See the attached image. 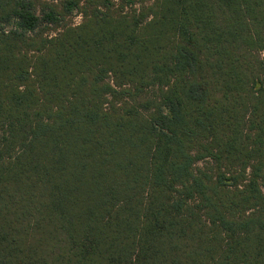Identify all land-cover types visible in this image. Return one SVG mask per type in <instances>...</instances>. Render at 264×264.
Wrapping results in <instances>:
<instances>
[{"label": "trees", "instance_id": "trees-1", "mask_svg": "<svg viewBox=\"0 0 264 264\" xmlns=\"http://www.w3.org/2000/svg\"><path fill=\"white\" fill-rule=\"evenodd\" d=\"M0 264H264V0H0Z\"/></svg>", "mask_w": 264, "mask_h": 264}, {"label": "rangeland", "instance_id": "rangeland-1", "mask_svg": "<svg viewBox=\"0 0 264 264\" xmlns=\"http://www.w3.org/2000/svg\"><path fill=\"white\" fill-rule=\"evenodd\" d=\"M74 22H75L76 24L80 23V22H81V17L76 16V17L74 18Z\"/></svg>", "mask_w": 264, "mask_h": 264}]
</instances>
